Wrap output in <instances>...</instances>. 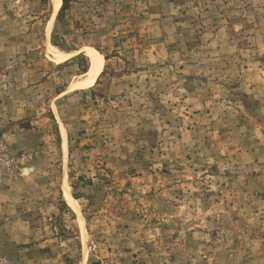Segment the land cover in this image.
Masks as SVG:
<instances>
[{"label": "rangeland", "instance_id": "obj_1", "mask_svg": "<svg viewBox=\"0 0 264 264\" xmlns=\"http://www.w3.org/2000/svg\"><path fill=\"white\" fill-rule=\"evenodd\" d=\"M60 1L0 0V189L40 177L0 261L264 264V0Z\"/></svg>", "mask_w": 264, "mask_h": 264}, {"label": "crops", "instance_id": "obj_2", "mask_svg": "<svg viewBox=\"0 0 264 264\" xmlns=\"http://www.w3.org/2000/svg\"><path fill=\"white\" fill-rule=\"evenodd\" d=\"M14 115L17 116L15 118L22 119L25 111L18 110ZM2 131L5 138L16 148L26 149V128L14 125ZM37 179L40 180L37 175L20 176L7 188L0 189V246L16 250L14 258L21 256V261L26 260V244L32 242V232L26 221V213L30 209L28 201L33 199L32 196L35 194L30 190V186L37 182Z\"/></svg>", "mask_w": 264, "mask_h": 264}, {"label": "bare ground", "instance_id": "obj_3", "mask_svg": "<svg viewBox=\"0 0 264 264\" xmlns=\"http://www.w3.org/2000/svg\"><path fill=\"white\" fill-rule=\"evenodd\" d=\"M54 5H55V11L57 12L60 8L61 1L60 0H53ZM91 59H92V64L88 72H86L85 77L83 80L79 83V88H88L90 87L96 80L100 70H101V65H102V59H98V57L94 54L91 53ZM64 135V132H63ZM65 197L67 201L69 202L70 205L74 204V200L72 199L69 191L67 188H65Z\"/></svg>", "mask_w": 264, "mask_h": 264}, {"label": "built area", "instance_id": "obj_4", "mask_svg": "<svg viewBox=\"0 0 264 264\" xmlns=\"http://www.w3.org/2000/svg\"><path fill=\"white\" fill-rule=\"evenodd\" d=\"M5 157V147L0 143V161ZM0 264H9L5 260L0 261Z\"/></svg>", "mask_w": 264, "mask_h": 264}, {"label": "trees", "instance_id": "obj_5", "mask_svg": "<svg viewBox=\"0 0 264 264\" xmlns=\"http://www.w3.org/2000/svg\"><path fill=\"white\" fill-rule=\"evenodd\" d=\"M64 10H65V2H63L62 6H61L60 13H61L62 11H64ZM84 72H85V71H84Z\"/></svg>", "mask_w": 264, "mask_h": 264}]
</instances>
